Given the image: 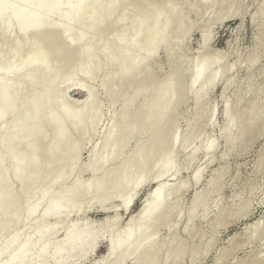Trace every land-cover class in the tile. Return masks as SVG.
<instances>
[{
	"label": "rangeland",
	"instance_id": "obj_1",
	"mask_svg": "<svg viewBox=\"0 0 264 264\" xmlns=\"http://www.w3.org/2000/svg\"><path fill=\"white\" fill-rule=\"evenodd\" d=\"M129 1L99 0L98 10L88 23L81 24V18L74 20L71 16L64 30L74 38L68 60L58 69L56 49L45 61L36 44L29 47L20 40L22 27L38 10L36 5L22 16L19 10L7 15L8 25L0 32V98L10 89L12 105L0 117V143L14 118L39 93L47 98L44 112L49 119V134L67 119L85 121L87 128L78 136L81 149L72 174L50 185L34 180L25 187L21 180H15L13 198L0 205V220L19 214L0 238V251L24 225L26 235L41 225L39 213L47 200L78 208L59 224L53 240L56 244L72 225L91 232L101 230L104 238L124 231V238L132 229L128 226L131 217L150 191L162 183L166 189L155 212L164 215L172 209V216L166 223L150 222L136 237L122 264H136L135 250L143 241L157 246L167 244L158 264H264V0H171L169 10L158 19L164 0H155L147 7L143 19L138 15L144 8L139 4L131 6ZM92 2L82 0L88 14L94 11ZM78 3L81 0H49L47 8L39 13L40 23L29 31L28 37H34L46 24L53 35L64 9L70 8L72 14ZM180 15L186 18L182 23ZM205 35L209 41L203 46ZM34 56L39 63L30 67L27 62ZM106 57L112 58L110 63H104ZM125 61L130 63L129 69L140 66L151 73L155 79L153 88L174 67H182L178 77L172 79L173 93L162 121H155L157 97L151 91H138L143 75L133 80L132 86L116 85L120 78L118 65ZM196 72L201 73V80L193 86ZM214 73H218V80L206 90ZM107 84L115 85L113 94L107 93ZM204 91L197 103V96ZM87 103L93 105L86 114L82 106ZM143 112L147 117L143 131L131 138L132 127ZM95 118L96 125L89 126ZM194 128L199 133L187 147L185 142ZM71 129L76 131L75 126ZM163 129L169 138L152 163L168 160L167 173L159 180L153 178L156 170L150 164L137 175L139 183L153 179L142 186L137 184L140 193L125 212L121 205L131 193L119 196L118 180L123 167L137 151H146V142ZM108 134L114 137L107 139ZM208 145L213 146L211 151L205 150ZM189 154H194L191 162ZM16 166V160L7 164L11 171ZM93 172L102 175L99 179L106 184L104 189L82 196L61 194L62 187L71 189L77 183H87ZM214 180L218 181L215 188ZM197 197L207 198L208 206L198 208L191 217ZM35 205L40 206L39 212L28 216V209ZM107 218L118 221L113 235L104 225ZM56 223V218L43 222L47 228ZM254 223L259 226L250 229ZM26 240L30 237L26 236ZM177 245H183V249L174 263L168 254ZM72 254L70 264H96L106 257V240L100 239L96 251L83 258ZM63 259V254L57 255L47 264ZM109 264L118 263L113 260Z\"/></svg>",
	"mask_w": 264,
	"mask_h": 264
},
{
	"label": "bare ground",
	"instance_id": "obj_2",
	"mask_svg": "<svg viewBox=\"0 0 264 264\" xmlns=\"http://www.w3.org/2000/svg\"><path fill=\"white\" fill-rule=\"evenodd\" d=\"M49 0H0V32L2 28L8 25L7 15L11 11L19 10V14L22 16L29 8L33 7V4L38 9L30 18V20L24 25L20 31V40L27 46H33L36 44L38 47L39 54L47 59L48 54L52 49L57 50V69L66 63L70 54L71 41L74 38L73 35L67 34L64 30V24L71 19L74 20L81 18V24L90 22L94 18L96 11L98 10L99 0H92L94 11L91 14L87 12V4L78 3V8L74 13L71 14L70 8L64 9L62 21L57 25L54 30V34L51 35V31L47 29L48 25H43V28L32 38L28 37L29 31L33 29L41 21L39 13L44 11L48 5ZM155 0H130L129 5L131 6H142L138 17L144 18V12L146 8L153 4ZM163 9L156 16L160 18L163 13L168 9L171 0H164ZM214 5L211 4L210 7ZM169 10V9H168ZM262 10H260L261 12ZM264 12V11H263ZM262 12V13H263ZM264 14V13H263ZM87 15V16H86ZM180 23L186 20L184 15L179 17ZM19 20L16 21L18 23ZM1 34V33H0ZM7 36L6 32H3ZM50 35L52 37H50ZM179 38V37H178ZM209 37L203 36V46L208 44ZM20 43V42H19ZM15 47L18 45L15 42ZM220 52V51H219ZM222 53V52H221ZM139 54V55H138ZM138 56H141L138 53ZM224 54V53H223ZM112 60L107 57L104 58V63H110ZM39 63L38 57H32L28 60L27 65L30 67L36 66ZM46 63V62H45ZM130 63L125 61L118 65L117 72L120 74L119 81L116 85L125 84L132 86L133 80L138 79L143 75L144 79L140 83L138 88L139 93L151 91L155 97H157L158 110L155 115V121L158 123L162 121L164 117V111L170 104V95L173 93L171 87L172 79L177 78L179 70L182 67H174L171 72L159 83L155 84L154 76L148 71L144 70L140 66H134L129 69ZM218 73L211 75L208 83L206 84V90L214 86L216 80H218ZM201 80V73L196 72L192 85L194 86ZM25 82L28 80H24ZM173 85V84H172ZM150 86L153 88H150ZM115 85L107 84V93L113 94ZM150 89V90H149ZM44 91V90H43ZM178 91H182L178 89ZM10 89H6L0 98V117L5 108L12 105V100L9 97ZM205 95L201 93L197 96L196 102H200ZM46 96L44 93H39L32 97L31 101L27 104L25 110L21 111L16 118H14L10 130L6 131L1 137L0 143V205L5 202H9L13 198V187L15 180H21L25 187H29L30 183L34 180L39 181L42 184L50 185L56 181H59L67 177L68 174H72L78 163L80 146L78 145V136L82 135L87 128L85 121H76L74 119H67L63 121L60 126L55 127L52 133H48V122L49 119L44 112L46 104ZM64 101V100H63ZM133 104L130 103L129 107ZM82 106L84 113H89L92 110V103L85 104ZM27 112V117L25 113ZM146 114L140 113L137 122L132 127V137L135 138L140 135L145 126ZM97 123V119L89 125L94 127ZM75 126L76 131H71V127ZM193 131L188 134V138L185 145L188 147L192 141L196 138L199 133L198 128L192 129ZM176 133V129H174ZM114 136L112 134L107 135V139H111ZM169 138V134L163 129L154 138L148 140L144 145L146 151H137L136 156L123 167L122 177L118 180L119 196L130 191V198L121 205V209L128 212L131 205L139 195L137 190V184L139 183V174H142L147 166L152 164L153 169L156 170V174L153 178L159 180V177L167 173L168 160L158 161L152 163L155 156H159L163 150V147ZM176 143V140L172 141ZM212 145L205 147V150L211 151ZM8 152H7V151ZM194 159V154L188 155V160L191 162ZM17 161V166L14 171L7 168V164L11 161ZM104 164L108 162L107 158H103ZM138 175V177H137ZM200 173H196L195 178L199 177ZM102 175L97 172H93L91 179L87 183H77L70 189V187H62V195H87L92 190L100 191L104 189L105 183L101 178ZM146 179L140 182L142 186L145 183L150 182ZM157 180V181H158ZM154 181V180H153ZM218 184L217 180H214L212 187L215 188ZM156 186V185H155ZM166 189L165 184H158L154 191L150 193L142 202L138 211L129 220L128 226L132 229L125 234L124 238L121 237L123 232H116V220L107 221L105 220L104 225L109 227L113 236L103 237L101 230L91 232L89 228L81 226H69L65 231L64 237L60 243H54V239L59 232V224L67 220L66 218L74 212L78 211L75 206H68L64 204L54 205L50 201H46L43 209L39 213V220L42 222L39 224L30 234L26 235V226L20 228L9 240L4 244L3 249L0 251V264H47L48 261L57 255H64L63 261L57 264H70V260L73 256L81 255L85 257L87 254H92L96 251L100 239H105L107 243V254L106 257L96 264H109L110 261H116L118 264H122L130 255L132 246L136 243V237L145 229V227L152 221L166 223L172 216V209L168 210L164 215L158 214L155 211L161 206L163 193ZM118 196H116L117 198ZM102 206V205H101ZM208 206L207 198L200 200L199 197L195 198L190 215L195 213L198 208L205 209ZM39 205L30 207L27 211L28 216L36 215L39 212ZM103 207V206H102ZM82 210V209H81ZM19 212H16L12 217L4 221L0 220V238L4 233L11 227L14 221L18 218ZM158 214V215H157ZM171 214V215H170ZM56 218L57 223L52 227H45L44 221ZM114 218V217H113ZM116 218V216H115ZM252 226V225H251ZM259 223H254L250 229H256ZM115 229V230H114ZM113 230V232H112ZM109 231V232H110ZM126 231V230H125ZM259 233V232H258ZM110 235V233H109ZM26 236L30 237V240H26ZM123 236V234H122ZM34 240V241H32ZM181 244V243H180ZM164 245V244H163ZM163 245L148 244L147 241L140 242L136 247L137 260L136 264H158L159 257L163 251ZM174 247V246H173ZM183 249V245H177L172 251L169 258H172L174 263H177V259L180 256ZM35 251L34 255L30 253ZM168 250V249H167ZM166 250V251H167ZM170 251V250H169ZM119 252V253H118ZM164 252V251H163ZM222 256V255H221ZM220 256V258H221ZM167 260V258H165ZM32 260V262H31ZM165 260V261H166ZM253 261V260H252ZM257 263V260H255Z\"/></svg>",
	"mask_w": 264,
	"mask_h": 264
}]
</instances>
